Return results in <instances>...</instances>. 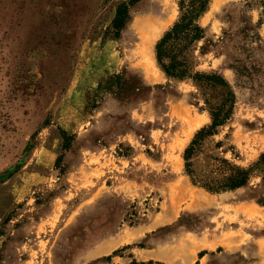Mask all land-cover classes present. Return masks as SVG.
Listing matches in <instances>:
<instances>
[{
	"label": "rangeland",
	"instance_id": "obj_1",
	"mask_svg": "<svg viewBox=\"0 0 264 264\" xmlns=\"http://www.w3.org/2000/svg\"><path fill=\"white\" fill-rule=\"evenodd\" d=\"M128 1L0 0V264H264L261 0H212L199 20L194 72L234 104L191 176L184 150L227 90L157 65L179 0H138L114 37ZM233 167L244 186L206 189Z\"/></svg>",
	"mask_w": 264,
	"mask_h": 264
},
{
	"label": "trees",
	"instance_id": "obj_2",
	"mask_svg": "<svg viewBox=\"0 0 264 264\" xmlns=\"http://www.w3.org/2000/svg\"><path fill=\"white\" fill-rule=\"evenodd\" d=\"M137 1L129 0L117 6L111 25L114 37H118L121 30L125 27L129 20V9ZM211 1L179 0L177 20L155 45L157 65L166 76L178 79L190 78L195 83L214 84L224 87L227 90L226 96L221 100L220 104L211 106L210 125L199 129L184 150V166L186 173L190 176L192 174L191 157L199 141L206 136L212 135L217 127L223 125L229 119L234 104V95L229 85L220 75L194 72L195 65L191 58V52L195 44L205 37V30L199 24V20L207 11ZM260 4L264 12V0H261ZM62 134L64 133L62 132ZM261 160L264 161V154H262ZM231 170L232 174L225 178L223 182L219 183L217 187L206 185V189L210 192H219L244 186L248 182L250 175L249 169L233 167Z\"/></svg>",
	"mask_w": 264,
	"mask_h": 264
},
{
	"label": "bare ground",
	"instance_id": "obj_3",
	"mask_svg": "<svg viewBox=\"0 0 264 264\" xmlns=\"http://www.w3.org/2000/svg\"><path fill=\"white\" fill-rule=\"evenodd\" d=\"M153 28V26L152 27H150V25L148 26V25H146V24H144L142 27H141V36L143 37V36H145L151 29Z\"/></svg>",
	"mask_w": 264,
	"mask_h": 264
}]
</instances>
